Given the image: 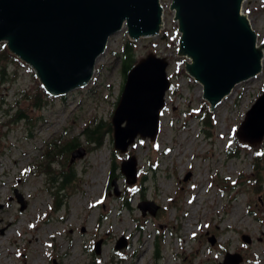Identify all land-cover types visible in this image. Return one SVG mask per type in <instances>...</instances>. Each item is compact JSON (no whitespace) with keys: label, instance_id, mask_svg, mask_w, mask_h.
I'll return each instance as SVG.
<instances>
[{"label":"rangeland","instance_id":"obj_1","mask_svg":"<svg viewBox=\"0 0 264 264\" xmlns=\"http://www.w3.org/2000/svg\"><path fill=\"white\" fill-rule=\"evenodd\" d=\"M170 3L160 0V33L133 41L136 61L149 52L168 61L159 131L154 141L137 137L125 153L114 149L112 131L100 147L80 134L111 119L125 80V26L109 37L85 86L48 94L40 109L31 104L40 82L29 65L20 60L0 72V264H222L227 253L239 254L240 264H264V173L254 175L252 165L264 138L246 147L235 136L264 90V54L261 71L209 109L202 85L185 70L190 59L178 53ZM241 11L260 46L264 0H244ZM72 137L79 146L47 167L48 148ZM77 148L84 153L71 161ZM130 155L137 160L132 186L120 171ZM68 170L74 177L59 188L53 177ZM142 201L158 207L154 216H142ZM121 238L125 247L116 250Z\"/></svg>","mask_w":264,"mask_h":264},{"label":"water","instance_id":"obj_2","mask_svg":"<svg viewBox=\"0 0 264 264\" xmlns=\"http://www.w3.org/2000/svg\"><path fill=\"white\" fill-rule=\"evenodd\" d=\"M244 0H171L177 21L178 53L186 56L185 70L202 85L209 109L235 85L261 71L264 42L242 13ZM160 0H0V42L34 71L43 89L64 95L85 86L111 35L126 27L132 41L158 35L162 26ZM168 61L149 52L127 71L113 110V147L125 153L137 137L154 141L160 111L170 87ZM239 141L257 145L264 138V90L245 112L235 131ZM83 148L71 153L82 156ZM121 174L128 186L137 182L134 155L122 159ZM116 196L118 195L115 192ZM20 210L26 202L17 195ZM142 216L155 215L152 202L138 204ZM248 242L247 237L242 238ZM211 243H213L211 241ZM121 238L116 250L125 247ZM101 241L94 245L100 253ZM239 254L227 253L222 264H240Z\"/></svg>","mask_w":264,"mask_h":264},{"label":"trees","instance_id":"obj_3","mask_svg":"<svg viewBox=\"0 0 264 264\" xmlns=\"http://www.w3.org/2000/svg\"><path fill=\"white\" fill-rule=\"evenodd\" d=\"M121 56V72L123 74V77L125 79L127 71L133 66L135 63V51H134V44L133 41L129 38H126L123 42V45L121 47L120 51ZM22 63L16 56L12 55L6 48L5 45L0 49V72L2 73V76L5 74L6 66L8 63ZM49 97L48 93L43 89L41 84L37 85L36 91L30 95L31 98V104L33 107L40 109L44 103L46 102L47 98ZM209 117L204 118L203 121L207 122ZM112 131V126L110 121H93L90 125H86L82 131L81 135L84 137V140H86L88 143L95 145L96 147H100L103 143L104 137L106 133H109ZM79 142L77 137H72L71 139L66 140L61 146H58L57 148L51 147L48 148L47 152L45 153L44 157L47 158L46 164L47 167H49V162L54 160V156L56 154H64L68 153L77 146H79ZM55 145V144H52ZM248 146V145H244ZM253 169L255 171L254 175H261L264 173V151L258 147L255 148V154L253 159ZM113 174L111 172L110 178H112ZM56 177V176H54ZM53 180L59 181L58 185L59 188H64L72 177H74V174L71 173V171L68 170V172H60V174L57 176V178H54ZM258 179V178H257Z\"/></svg>","mask_w":264,"mask_h":264},{"label":"bare ground","instance_id":"obj_4","mask_svg":"<svg viewBox=\"0 0 264 264\" xmlns=\"http://www.w3.org/2000/svg\"><path fill=\"white\" fill-rule=\"evenodd\" d=\"M228 95V94H227ZM223 101V100H222ZM198 201H197V205H198ZM197 205H196V209H197ZM216 227H218L220 229V227L216 224ZM184 241V240H183Z\"/></svg>","mask_w":264,"mask_h":264}]
</instances>
